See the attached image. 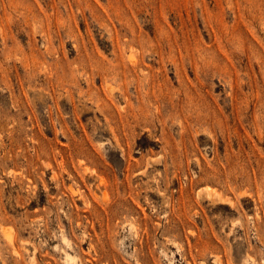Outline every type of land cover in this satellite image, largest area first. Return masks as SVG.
<instances>
[{
	"label": "rangeland",
	"instance_id": "rangeland-1",
	"mask_svg": "<svg viewBox=\"0 0 264 264\" xmlns=\"http://www.w3.org/2000/svg\"><path fill=\"white\" fill-rule=\"evenodd\" d=\"M0 264H264V0H0Z\"/></svg>",
	"mask_w": 264,
	"mask_h": 264
},
{
	"label": "bare ground",
	"instance_id": "bare-ground-1",
	"mask_svg": "<svg viewBox=\"0 0 264 264\" xmlns=\"http://www.w3.org/2000/svg\"><path fill=\"white\" fill-rule=\"evenodd\" d=\"M209 187H210V186H209ZM202 251H204V250H202ZM200 254L204 255L203 253H200Z\"/></svg>",
	"mask_w": 264,
	"mask_h": 264
}]
</instances>
